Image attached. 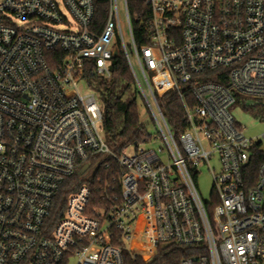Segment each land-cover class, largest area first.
<instances>
[{"label": "built area", "instance_id": "1", "mask_svg": "<svg viewBox=\"0 0 264 264\" xmlns=\"http://www.w3.org/2000/svg\"><path fill=\"white\" fill-rule=\"evenodd\" d=\"M130 1L0 0V264H124L118 241L147 263L177 245L198 251L181 264H264V136L231 113L264 105V0H143L144 45ZM118 51L154 128L120 155L89 81L112 78ZM169 91L178 141L158 102ZM96 158L117 162L119 198L93 205L83 183L58 205Z\"/></svg>", "mask_w": 264, "mask_h": 264}, {"label": "trees", "instance_id": "2", "mask_svg": "<svg viewBox=\"0 0 264 264\" xmlns=\"http://www.w3.org/2000/svg\"><path fill=\"white\" fill-rule=\"evenodd\" d=\"M129 7L137 43L144 45L145 42L142 40L144 34L142 21L149 16V9L143 0H131ZM104 16L105 13L102 11L98 20H103ZM89 81L93 85L102 107L104 137L109 148L116 155H120L131 145H141L148 142L149 125L144 123L147 115L144 113L146 118H142L144 107L124 55L118 51V56L113 59L112 78L110 80L92 78ZM160 83V81L157 82L159 88H161ZM158 102L175 140L178 141L187 125L179 94L175 91H169L159 98ZM237 105L250 112L255 110V105L250 106L244 98H240ZM96 159L98 166L95 167L97 171H95L94 176L88 180H81V178L70 180L72 181V186H63L58 205L63 206L68 195L83 185V183L88 185L93 193V205L103 203L102 197L111 200L116 195L119 198L121 187L118 179L119 168L117 162L113 158ZM104 182L108 184L106 191L103 189ZM112 187L114 189L113 192L112 190L107 191ZM114 244L122 247L124 264H181L183 260L198 255V251L195 248L171 245L168 249H159L157 255L147 263L141 257H135L123 243L118 241Z\"/></svg>", "mask_w": 264, "mask_h": 264}, {"label": "rangeland", "instance_id": "3", "mask_svg": "<svg viewBox=\"0 0 264 264\" xmlns=\"http://www.w3.org/2000/svg\"><path fill=\"white\" fill-rule=\"evenodd\" d=\"M157 82H159L157 80ZM81 91L86 92L87 90L84 86H81ZM250 106L255 105V110L253 112L244 110L242 106H234L231 109V113L236 119L237 123L244 129L245 135L248 138H259L262 139L264 136V105H260L252 100H246ZM259 105V106H258ZM144 107V106H143ZM145 108H143L142 118H146ZM149 131L154 132V128L149 126ZM132 148L127 149V153H131ZM216 167V163L213 164ZM198 186L200 193L205 200H209L212 192V177L209 170L204 169L201 171L198 180Z\"/></svg>", "mask_w": 264, "mask_h": 264}, {"label": "water", "instance_id": "4", "mask_svg": "<svg viewBox=\"0 0 264 264\" xmlns=\"http://www.w3.org/2000/svg\"><path fill=\"white\" fill-rule=\"evenodd\" d=\"M116 56H117V53H115V57H116ZM86 168H87V167H85L84 170H86ZM169 247H170V245H163V246H162V249L164 250V249H167V248H169Z\"/></svg>", "mask_w": 264, "mask_h": 264}]
</instances>
